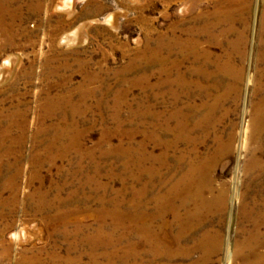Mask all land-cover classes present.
<instances>
[{
    "label": "rangeland",
    "instance_id": "rangeland-1",
    "mask_svg": "<svg viewBox=\"0 0 264 264\" xmlns=\"http://www.w3.org/2000/svg\"><path fill=\"white\" fill-rule=\"evenodd\" d=\"M214 1L0 0V184L18 172L0 197V264H78V258L81 264H127L130 244L145 264L158 263L142 253L143 221L135 216L153 212L154 196L188 174L194 162L207 184L205 196L226 191L223 209L211 207L202 216L200 229L221 236L220 249L203 264H264L247 249L241 252L248 263L234 254L251 228L235 193H245L250 181L242 170L245 138L264 95V0H226L229 6L236 2L234 31L221 45L202 41L213 54L232 55L241 69L238 79L224 75L222 86L214 77L203 82L207 89L173 90L191 127L206 114L205 106L198 108L201 99L213 106L209 121L193 127L190 142L169 144L175 130L160 129V114H169L174 102L170 86L159 84V37L176 24L180 30L200 16V22L209 18ZM183 3L193 7L186 10ZM241 34L244 44L234 50L230 44ZM190 66V60L181 66L188 77ZM53 127L66 129L74 144L63 149V137L46 152ZM229 134L234 139L227 150L222 144ZM261 141L264 163V131ZM263 186L264 175L252 178L250 207L260 201ZM36 191L49 207H38V193L31 196ZM196 231L182 242L191 251L184 263L201 257L192 247Z\"/></svg>",
    "mask_w": 264,
    "mask_h": 264
},
{
    "label": "bare ground",
    "instance_id": "bare-ground-1",
    "mask_svg": "<svg viewBox=\"0 0 264 264\" xmlns=\"http://www.w3.org/2000/svg\"><path fill=\"white\" fill-rule=\"evenodd\" d=\"M192 3L190 5L188 3H183V6H185L186 10L190 11V8L193 7ZM235 3H233V6H229L226 0H215L214 5L209 12V18L200 22V18L202 17L200 16L198 19L193 20L191 24L183 26L180 30H177L178 26L176 24L174 25L175 29L171 28V33L169 35L166 32L165 34H161L159 37L157 43V63L159 65L158 69L161 75L159 84L170 86V90L168 91H170L174 102L172 110L169 114L165 115V117L160 114L161 112L159 113L161 116L160 129L164 132H168L169 129L175 130L173 141H170L169 144H172L175 141L177 142L179 139H184L186 142H190L193 139L191 136L193 127H199L203 124V122H208L211 112L213 111V106L206 105L207 101L205 99H201L198 108L205 106L207 108L206 114L201 118L200 116L198 118L195 117L196 119L193 123V127H191L188 122L189 114H184L180 108L175 106L178 93L173 90L178 88L188 90L191 86L199 88L205 87L207 89L208 85L203 84V82H207L211 78L216 77L217 79L215 81L218 85H221L222 77L224 75L234 76L235 79H238L241 75V69L235 66L233 57L230 53L226 52L224 54H213L207 48L208 45L203 46L202 42H205V39L207 38V44H210V41H213V43L215 42L216 44L221 45L220 43L223 42L228 33L234 31L233 14L235 8H237ZM260 29V31L264 34V17L261 19ZM175 31L176 34H174ZM244 36L245 34H241L236 40L231 42L230 45L234 50H237L239 45L244 44ZM240 51L239 57H242L243 51ZM172 52H176L174 57H172ZM188 60L191 61V66L188 70L189 77L185 74V72L181 71V66ZM172 72L174 73L173 77L171 76ZM172 87L176 88L174 89ZM205 91L204 96L206 97L207 93H205ZM164 93L161 92L162 95ZM195 109V106H193L192 110ZM169 119L174 120L172 126L168 123ZM249 128V134L247 135V138H245V140L248 139V158L245 161V164H242V170L244 175L249 177L248 179H250V181L246 182L247 190L245 193H241L236 190L235 197H237V199L239 198V202L237 201L238 208L236 207L239 209L238 212L247 217L246 219L251 222V228L249 227L250 229L247 232L249 235L245 237V241H238L235 243L237 247L234 249V254L237 257H242L243 260L248 263L250 262V259L247 258L248 256H243V253L241 252L242 249H247L250 252L249 255L251 254V257H253L254 262L261 263L264 261V251L261 252L258 248H263L264 246V194L259 198L260 201L258 203H252L250 207L247 199V192L248 188L251 187L252 178L264 175V163L258 155L260 151L259 147L262 144L261 134L264 131V95L255 103ZM53 130L54 135L51 137V142L45 147L46 152H48L51 146L55 145L56 142L59 143L63 137L67 139V143L60 145L63 149H67L70 145L74 144L73 138L70 139L66 129L57 130V128L55 129V127H53ZM180 136L183 137L181 138ZM233 139L232 135L229 134L227 140L225 142L223 141L224 143L222 144V147L230 150ZM166 144L167 142L165 145ZM193 153H195L194 150ZM193 164L196 163L194 162ZM193 164L190 165L188 174L186 173L181 176L177 181L175 179L176 182L172 183V185L164 193L156 194L154 196L153 200L155 207L153 212L144 210L143 213L135 216V218L138 217V219L140 217L143 221L140 229H138L139 232L141 231L140 235L144 244L142 253L145 254L144 256L148 255L150 261H155L156 263L158 260V263L156 264H172L171 261L177 262L179 259L180 261L174 264H203L206 263L205 261L210 254L212 255L213 252H217L220 249L221 236L219 232L216 230H206L205 228L200 229V226L202 225V216L204 211L207 209L209 210L211 207H215L219 211L223 209V205L226 201V191L225 189H220L219 192L217 191V194L205 196L203 191L207 189V184L201 179L202 177L199 178L197 174L201 171L200 165ZM1 165L2 164H0V174L3 167ZM255 172L256 175L253 174ZM16 174H18V172H14L13 176L6 179L8 181L5 180L3 184H0V197L4 186L14 184ZM14 192H16L15 189ZM37 193L40 201L38 207L40 209L49 207L50 203L45 200L44 195L41 192L36 191L32 193L31 196ZM3 203L4 202H1L0 205H3ZM167 215L171 216V221L166 219ZM206 217L208 216L206 215ZM154 222L158 224L156 229L153 227ZM173 224L174 227L172 228L171 225ZM261 228H263V231H261ZM197 229H199L200 233L198 238L194 239L195 241L192 247L201 250V257L193 262L191 261V263H184L183 260L190 255L189 253L191 251L189 250V247L183 245L182 242L188 234L190 235L191 232L193 233ZM128 249H130V252H128L129 257L127 264H145V262L140 260L141 258L138 257L139 254L132 244H130ZM92 256L93 255H91V257ZM159 260L166 261L165 263H161ZM78 261V264H81L80 258H78ZM92 261H94L93 258ZM67 263H71V261L68 259Z\"/></svg>",
    "mask_w": 264,
    "mask_h": 264
}]
</instances>
